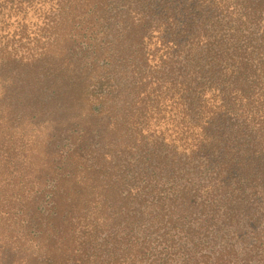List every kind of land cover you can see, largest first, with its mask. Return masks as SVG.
<instances>
[{
    "label": "trees",
    "instance_id": "16d2710c",
    "mask_svg": "<svg viewBox=\"0 0 264 264\" xmlns=\"http://www.w3.org/2000/svg\"><path fill=\"white\" fill-rule=\"evenodd\" d=\"M0 264H264V0H0Z\"/></svg>",
    "mask_w": 264,
    "mask_h": 264
}]
</instances>
